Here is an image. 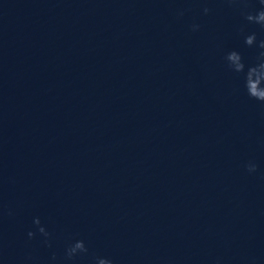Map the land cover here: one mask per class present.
I'll return each mask as SVG.
<instances>
[{
    "label": "clouds",
    "instance_id": "obj_1",
    "mask_svg": "<svg viewBox=\"0 0 264 264\" xmlns=\"http://www.w3.org/2000/svg\"><path fill=\"white\" fill-rule=\"evenodd\" d=\"M229 4H247V0H227ZM260 8L255 12L242 11L244 19L250 23L258 25L262 30H264V0H258ZM210 12V9L205 7L203 8V13L206 15ZM180 16L184 15V10L179 12ZM198 24L191 25L192 31L199 30ZM243 32V29H241ZM244 43L249 48H257L258 54L256 56L255 62L252 64H247L245 62L242 54L236 50H232L226 53L224 60L226 62L227 68L234 74L238 76H243L244 89L247 95L261 104H264V39L257 40V34L252 32L245 35ZM247 171L249 173H254L257 169V166L253 162H249ZM8 215H12L11 210H9ZM33 224L36 226V231H29L27 233L29 239L36 238L37 234L43 238V243L51 247V233L41 225L40 219L34 218ZM88 248L83 240H74L68 245L64 252V260L72 261L76 257L87 254ZM57 257L55 253L52 254L50 264H56ZM95 264H113V261L109 258H95Z\"/></svg>",
    "mask_w": 264,
    "mask_h": 264
}]
</instances>
